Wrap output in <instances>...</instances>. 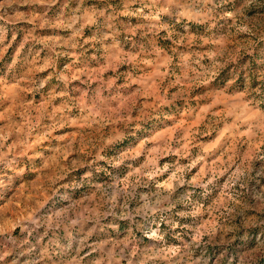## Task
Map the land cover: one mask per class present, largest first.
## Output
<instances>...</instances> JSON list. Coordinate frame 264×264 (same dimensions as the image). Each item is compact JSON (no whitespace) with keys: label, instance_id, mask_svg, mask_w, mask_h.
<instances>
[{"label":"rangeland","instance_id":"rangeland-1","mask_svg":"<svg viewBox=\"0 0 264 264\" xmlns=\"http://www.w3.org/2000/svg\"><path fill=\"white\" fill-rule=\"evenodd\" d=\"M0 264H264V0H0Z\"/></svg>","mask_w":264,"mask_h":264}]
</instances>
